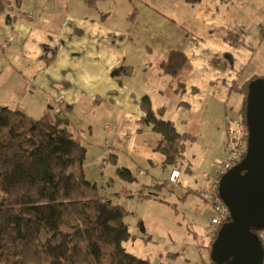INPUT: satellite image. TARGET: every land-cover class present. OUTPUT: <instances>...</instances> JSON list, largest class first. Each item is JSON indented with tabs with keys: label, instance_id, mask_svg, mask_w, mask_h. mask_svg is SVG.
<instances>
[{
	"label": "crops",
	"instance_id": "obj_1",
	"mask_svg": "<svg viewBox=\"0 0 264 264\" xmlns=\"http://www.w3.org/2000/svg\"><path fill=\"white\" fill-rule=\"evenodd\" d=\"M228 32L240 44L229 42ZM176 49L186 53V65L175 76L161 74L160 63ZM260 51L263 62L256 63ZM262 69L264 0H101L95 7L85 0H0V105L35 117L47 109L67 115L74 138L87 147L82 166L71 170L82 168L99 190L105 174L114 181L118 168L132 171L133 181L120 178L100 192L129 211L133 237L124 244L132 240L129 250L138 256V241L148 255L159 249L161 257L177 256L176 234L185 226L193 237L183 234V242L198 249L200 238L208 253L183 264L210 258L212 207L201 190L214 174L204 159L222 155L225 115L241 103L233 87ZM145 95L193 137L178 165L166 163L156 149L160 136L141 123ZM174 168L190 187L139 194L167 182Z\"/></svg>",
	"mask_w": 264,
	"mask_h": 264
},
{
	"label": "trees",
	"instance_id": "obj_2",
	"mask_svg": "<svg viewBox=\"0 0 264 264\" xmlns=\"http://www.w3.org/2000/svg\"><path fill=\"white\" fill-rule=\"evenodd\" d=\"M85 1L95 7L101 0ZM226 35L240 44L232 32ZM187 61L184 50H172L160 63V73L175 76ZM257 77L264 73L233 87L241 95L239 118L245 124L249 83ZM141 107V123L160 136L156 149L167 164L178 165L193 137L163 118L164 107L155 109L148 95ZM69 122L55 109L35 117L0 105V264H152L125 248L133 237L129 211L103 195L82 168L78 174L71 170L82 166L87 147L74 138ZM118 173L126 181L135 179L129 168L120 167ZM152 188L139 194L158 197L166 182ZM201 264L218 263L209 258Z\"/></svg>",
	"mask_w": 264,
	"mask_h": 264
},
{
	"label": "water",
	"instance_id": "obj_3",
	"mask_svg": "<svg viewBox=\"0 0 264 264\" xmlns=\"http://www.w3.org/2000/svg\"><path fill=\"white\" fill-rule=\"evenodd\" d=\"M245 157L220 180L219 193L231 219L219 229L210 258L218 264H263L264 246L257 231L264 229V77L249 83Z\"/></svg>",
	"mask_w": 264,
	"mask_h": 264
},
{
	"label": "built area",
	"instance_id": "obj_4",
	"mask_svg": "<svg viewBox=\"0 0 264 264\" xmlns=\"http://www.w3.org/2000/svg\"><path fill=\"white\" fill-rule=\"evenodd\" d=\"M12 40L13 38L10 37L8 41L3 43V46L6 47ZM223 136L222 155L216 160L215 173L210 179L208 188L201 190L203 197L212 207L208 223L211 244L221 226L231 219L229 207L219 193L220 180L227 171L245 157L248 148L249 128L240 118L226 114ZM202 177L207 179L210 175L206 172L202 174ZM179 186L190 187L191 185L187 179L183 178L182 171L179 168H174L166 182V188L174 190ZM257 233L264 246V229L257 231Z\"/></svg>",
	"mask_w": 264,
	"mask_h": 264
},
{
	"label": "rangeland",
	"instance_id": "obj_5",
	"mask_svg": "<svg viewBox=\"0 0 264 264\" xmlns=\"http://www.w3.org/2000/svg\"><path fill=\"white\" fill-rule=\"evenodd\" d=\"M261 54V51L255 56V59H256V63L259 61V62H263V58L260 56ZM254 67V64H251L250 67L248 68V70L245 72V74L242 76V78L244 76H248L249 73L252 71ZM264 71V69H262ZM263 71H260V72H263ZM239 97V100L241 102V95L238 93V92H235V96ZM234 101V99L232 100ZM231 115L235 118H239V105H234L233 106V109L231 110ZM216 160V159H215ZM214 160L213 163H211L212 159L209 158L208 156L205 157L204 159V162H205V165L203 166L205 169L208 168L207 170H210V164H211V173L214 174L215 172V165H216V161ZM109 168L113 167V164L110 163L108 165ZM107 175L105 174L104 176V181L103 179H101L100 181V190L101 192H103L105 190V188H108V185H112V186H115L117 187L119 185V180H120V175L119 173L117 174V176H115V179L114 181H111L110 178L108 179V177H106ZM122 179V178H121ZM126 181V180H125ZM131 182V181H129ZM140 183H142L141 179H140ZM208 183V182H207ZM107 190V189H106ZM202 216L200 217V220H202ZM183 230L182 234H180V232L178 234H176V242H177V245L174 246V249L173 251L177 252L178 255L177 256H168V257H161L159 255V249H156V250H153L152 253H149L150 255H148L147 251L148 250H145V247H144V242L142 241H138L136 242V244L139 243V246L137 248V252L138 254H140L139 256L145 258V257H148L150 258V260L152 261L153 264H183V262L185 261V258L186 257H190V258H197L198 256H204V258L207 257V250L204 248L203 244H202V240L200 238H195V241L198 240V242H200V244L198 245V249H194L193 246L189 245L187 242H183V240L181 239V237H183V234H186L187 236H190V237H193L192 233H190L188 231V229L185 227V226H182V229ZM193 238V239H194ZM130 243H134L132 240H130V242H128L126 244L125 247H127L128 251L130 252V248H132L130 246ZM125 245V244H124ZM185 248L187 250V254H181V250ZM199 250V251H198Z\"/></svg>",
	"mask_w": 264,
	"mask_h": 264
}]
</instances>
